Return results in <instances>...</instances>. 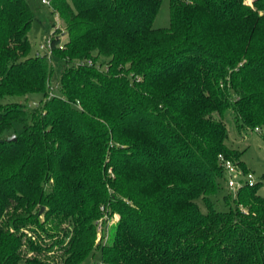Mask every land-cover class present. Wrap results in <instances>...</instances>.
Instances as JSON below:
<instances>
[{
  "label": "trees",
  "instance_id": "16d2710c",
  "mask_svg": "<svg viewBox=\"0 0 264 264\" xmlns=\"http://www.w3.org/2000/svg\"><path fill=\"white\" fill-rule=\"evenodd\" d=\"M31 2L0 0V264H264L259 183L211 199L226 112L264 138V0H50L35 55Z\"/></svg>",
  "mask_w": 264,
  "mask_h": 264
},
{
  "label": "rangeland",
  "instance_id": "374dc122",
  "mask_svg": "<svg viewBox=\"0 0 264 264\" xmlns=\"http://www.w3.org/2000/svg\"><path fill=\"white\" fill-rule=\"evenodd\" d=\"M50 0H45V2ZM43 0H32V7L35 10L36 18L33 20L31 27L27 33L28 39L30 40V54L35 55L36 53H43L45 48L42 45L45 44L46 39L52 34L56 27H63L61 19L52 12L51 6ZM247 3H251V0H246ZM169 25V0H162L159 10L155 16L153 27L165 28ZM61 41L66 39V35L59 34ZM59 71L57 69L51 75V83L58 86ZM40 93H32L27 96L24 95H13L8 96L9 99L19 100L26 103L29 106H36L40 99ZM226 125L228 129V138L226 142L240 151V159L243 162L244 172L252 174L254 180L259 183L258 193L264 195V138L261 133L252 128H246L239 130L235 124L231 111L226 112ZM14 129L20 131L22 124L19 122L14 123ZM239 168V167H238ZM240 169V168H239ZM238 176L234 178L244 177V172L241 169ZM229 176L225 174V178L219 180L220 187L218 192L211 197L214 207L219 211H227L233 204V190L228 188L227 180ZM229 195L228 200L225 196ZM198 204L201 210L205 211V205L202 200L198 199ZM118 219L117 215H113L112 218L106 222V228L109 230L110 226L115 220ZM106 239V238H105ZM100 262V256L96 253L84 260L80 264H94ZM18 264H24L21 260Z\"/></svg>",
  "mask_w": 264,
  "mask_h": 264
},
{
  "label": "built area",
  "instance_id": "2783aa9c",
  "mask_svg": "<svg viewBox=\"0 0 264 264\" xmlns=\"http://www.w3.org/2000/svg\"><path fill=\"white\" fill-rule=\"evenodd\" d=\"M43 2H45V0H43ZM45 3L49 4L48 1ZM48 45H49V38L46 39V42L45 44L42 45V48H45V46L47 47ZM222 163L225 173L229 176L227 180V186L228 188L233 190L234 193L238 188L242 187L243 185L253 186L257 183L254 180L252 174L246 172H244V177L242 178L240 177L238 179L234 178V176H238L240 174L241 169H239L231 159L222 158ZM98 228L101 229L100 224L98 225Z\"/></svg>",
  "mask_w": 264,
  "mask_h": 264
},
{
  "label": "water",
  "instance_id": "95a60500",
  "mask_svg": "<svg viewBox=\"0 0 264 264\" xmlns=\"http://www.w3.org/2000/svg\"><path fill=\"white\" fill-rule=\"evenodd\" d=\"M12 139H14L15 138V135H12V137H11ZM40 211H42V208H41V210Z\"/></svg>",
  "mask_w": 264,
  "mask_h": 264
}]
</instances>
